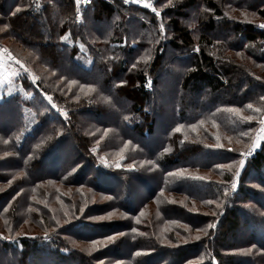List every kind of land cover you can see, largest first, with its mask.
<instances>
[{"label":"trees","instance_id":"16d2710c","mask_svg":"<svg viewBox=\"0 0 264 264\" xmlns=\"http://www.w3.org/2000/svg\"><path fill=\"white\" fill-rule=\"evenodd\" d=\"M69 2L73 3L72 0H65L61 9L57 6L60 11L46 17L44 10L52 5L44 0H0V49L3 50L1 44H5L4 41H14L20 49L32 54L31 59L49 73L48 77L53 74L51 79L41 77L33 84L27 75L21 73L17 75L14 84H19L21 90L38 93L43 99L46 98L45 92L58 99L63 98L64 94H59L65 91L63 86L56 85L54 94L51 91L58 79H72L81 86L99 83L110 91L116 82L115 75L120 77L126 71L125 60L119 63L115 73H111V68L109 70L106 64L115 52L114 46L118 51L126 52L124 42L112 38L100 47L97 40L99 34L92 33L93 29L76 26L73 22L67 12ZM160 2L163 4L160 17L163 16L166 20L165 26L171 39H167L164 31H158L154 35L150 29L148 37L153 41L158 40L161 45L158 44L156 48H162L164 52L170 46L177 53L176 64L189 69L184 74L181 85L182 91L193 96V99L190 100L188 96L186 102V96L182 99V108H178L181 110L178 112L179 120L190 123L207 117V147L191 145L177 133L170 137L168 131L171 130V125L164 130L167 134L164 145L170 149L158 150L156 145L147 153L155 159L158 175L163 172L165 176L160 175L158 180H143L142 185L149 192L147 191L148 196L140 205L135 206L130 199L121 204L129 220L118 224L126 225V229H118L121 226L114 229L115 224L99 229H85L88 225L83 223V219L75 224L65 222L60 226L55 222L52 227L54 229L49 234L44 233L35 238L9 237L8 242L0 239V264H41L42 261L44 264H264V133L259 129L264 116V30L257 28L258 21L264 22V0H155V9ZM197 5L204 6L206 10L208 8L211 13L207 14L204 10L199 13L200 30L195 42L189 30L180 26L179 20L185 16L186 10ZM93 7L99 18L104 14L121 21V27L126 29L123 40H128L129 46L134 37L131 36L133 27H139V24L141 26V22L144 23L148 17L154 23V16H157L135 7L122 8L109 0H95L83 13L90 14ZM143 29H148L146 22ZM62 37L66 39H61ZM141 40H145L143 36ZM139 42L145 49L150 48V45ZM136 47L137 45L130 46L127 53H131L132 48ZM12 57L14 58L13 55ZM161 61L162 55L157 54L154 60L144 66L141 63L135 70L134 77L129 79L137 81L139 86L132 88L137 95L132 100L131 116L125 127L131 139L139 142L142 148L145 147L143 142L150 139L155 126L159 124L148 104L149 93L145 89L148 79L143 71L149 69L153 74ZM254 66L259 69L254 70ZM123 91L124 88L118 87L113 93L116 97H125ZM33 96L34 94L25 100L31 102ZM0 97V119L5 122L7 114H4L2 108L23 97L20 92L9 95L0 93ZM78 103H82V100ZM30 104V107L23 105L19 120L5 123L3 128L0 125V136H3L4 142L8 141L14 146L13 138L18 141L20 131L25 128L29 117H25L28 112L23 109H31L33 105ZM248 104L253 107L248 108ZM73 106L74 102L72 108ZM233 108L238 109V112L229 111ZM257 108L260 109L259 112L254 111ZM249 116L252 117L251 120L244 119ZM40 122L35 132L38 137L34 133L27 141L23 140L21 147L26 149L22 157L35 158L41 155L47 148L43 145V141L47 139L50 141L49 146L55 145L58 139H66H57V132L51 134V130L45 131L43 118H40ZM258 131H261L262 137L253 150L252 145ZM40 134L43 140H38ZM217 144L221 146L217 147ZM51 150L53 149L49 147L48 151ZM8 151H11L9 147ZM5 152L0 149V155ZM13 152L11 151L14 156ZM249 152V155H243ZM240 160H244L242 168ZM13 161H16L15 158ZM220 165L225 167H219ZM99 169L106 171H100L94 177L95 186L104 184L103 187H107L111 183L110 178L116 179L115 173L108 171L111 169ZM196 169L210 175L207 181L205 178L196 179L191 173H184L185 170ZM238 170L240 174L237 177ZM42 176L44 175L39 174L37 179H43ZM11 177L2 175L0 178V198H7V201L14 198H11L10 186L15 182L9 184ZM233 182L237 185L235 189L232 188ZM139 189L138 187L137 191ZM162 190L166 194L180 196L183 200L185 198L193 206L191 209L186 204H172L165 198L158 207V213L165 221V229L161 233L158 231L157 235V220L154 219L153 212L145 213L143 209L146 203H152L158 195L162 196ZM109 191L119 197L117 191ZM27 201L29 198L24 204ZM4 203L2 207L7 205V202ZM28 204L34 203L29 201ZM15 210L7 212L6 219ZM47 218L53 220L50 215ZM47 218L44 217L43 220ZM17 220L20 226L21 219ZM42 222L38 221V224L41 225ZM244 228L250 231L247 239L242 237ZM254 229L258 234H255ZM113 230V235L120 233L116 240L118 243L101 247L90 255H85L69 243L70 238L83 241L105 238ZM161 234L165 237L162 238ZM197 235L199 240L196 239ZM126 242L129 243L128 248L123 246ZM116 251L121 254L115 253ZM15 253L19 255L18 259L14 258Z\"/></svg>","mask_w":264,"mask_h":264},{"label":"rangeland","instance_id":"374dc122","mask_svg":"<svg viewBox=\"0 0 264 264\" xmlns=\"http://www.w3.org/2000/svg\"><path fill=\"white\" fill-rule=\"evenodd\" d=\"M153 7L155 8V3H153ZM161 7H163V4L160 2L156 6V11H153L152 8L146 10L156 15L157 12L159 13V15L154 16V23L150 22L149 17L146 18L145 22L148 25V29L145 31L143 29L145 22H141L142 25L140 26L139 24V27L138 25L137 27H133L134 32L131 36L134 37L131 39L130 46L134 47L137 45V47L132 48L131 53H127V50L131 48L128 40H123L125 39L126 29L121 27V21L115 19V17L101 14L99 10L101 21H93L92 14L91 19L88 20L90 14H85L87 13L85 12L80 15V24H77L76 15L80 10L73 3L69 2L67 12L73 18V22L76 26L80 25L84 26V28H90V30L93 29L92 33L99 34V39L97 40H99L100 47L112 38L122 40L125 44L126 52L118 51V48L114 46L115 52L108 58L106 63L109 70L111 68L110 72L115 73L119 63L122 60L126 61L125 73L120 77L115 75L114 81L116 80V82H114L115 84L110 91L105 90L99 83L81 86L78 83H73L74 80L72 79H58L57 83L51 87L53 94L57 90L56 85L57 87L63 86L65 88V91L59 93L64 94L62 99H58L46 92V98L43 99V97L41 98L34 91L21 90L19 84H14L17 75L24 73L35 84L41 77L46 80L51 79L53 74L48 77L49 73H46L45 69L40 68L31 59L32 54L20 49L14 41H4L6 45L1 44L3 45V49H7V53L0 49V57L3 61V69L0 68V93L9 95L20 92L23 97L12 101L2 108L5 112L4 114H7V119L5 122L0 119L1 128L4 127L5 123L8 124L21 118V108L24 104L28 105V107H30V103L33 105L31 109L27 107L23 109L28 112L25 117H29L26 119L25 128L20 131L18 141H15L13 138L14 146L9 144L8 141L4 142L3 136H0V149L6 151L3 155H0V159L2 160L0 178L2 175L12 176L9 184L15 182L10 186L12 189L11 198H14L12 200L10 198V201H7V198H0V236L4 237L1 239L3 242H8L9 237L35 238L36 236L44 235V233L49 234L53 231L54 228L52 227L55 226V222L60 226L65 224V222L75 224V222L81 219H83L85 225H88L85 229L92 230L94 227L99 229L106 225L112 226V224H115L114 229L116 226H121L118 229H126V225L118 224L129 220V216L121 208V204H125L126 199H130L135 206L140 205L147 198V193L149 192L143 187V180H158L160 175H164L162 174L163 172L158 175L155 159L147 154L156 145L158 146V150L162 148L170 149V147H165L164 145V139L167 136L164 130L173 125L171 130L168 131L170 137L174 133H177L179 137L188 141L191 145L207 147V117L193 120L190 123L179 120L180 115L178 112L181 110H178V108H182L180 105V103H183L182 99L185 96L184 102H186L187 96L190 100L193 99V96H189V94L182 91L181 85L184 74L189 69L186 66L183 67V65L179 66L176 64L177 60L175 61V57L177 53L170 46H167L164 52V49L156 48L158 44L161 45L158 40L153 41L148 37V30L150 29L154 35L158 34V31H164L167 39H171L165 26L166 20L163 16L160 17ZM203 10L207 14L211 13L208 8L206 10L204 6L197 5L194 8L186 10L185 16L179 20L180 26L189 30L195 42L200 30L199 13ZM62 11L61 13H63ZM57 12L58 10L53 5L52 7H48L46 11L44 10L46 17ZM261 24H264V22L258 21L257 28L264 30V28L260 27ZM161 25H163V30H161ZM142 36L145 40H141ZM139 41H142L146 46L150 45V48L145 49ZM217 46H215V49ZM9 53L15 59L12 55V58H9ZM157 54L162 55V61L155 72L151 74V71L148 69L147 71L144 70L143 73H145L144 75L148 79L145 85V89L149 93L148 104L150 110L155 113L154 115H156L155 117L159 124L155 126L150 139L143 142L145 147L142 148L139 142L131 139L132 137L125 127L127 120L131 116L130 106L132 105V100L136 99L137 95L136 90H132V88L135 85L139 86L137 81L129 79L134 77V72L141 63L144 66L146 63L152 61V59L154 60ZM226 54L229 55V53ZM235 55L240 56L239 53H235ZM231 56L236 59L234 55ZM254 67V70L259 69L257 66ZM262 75H264V71ZM86 86H91L94 90L89 91ZM118 87L120 89L124 88L123 94L125 97L115 96L113 91L115 92ZM98 90L104 93H100ZM31 93L34 94L32 101L25 100L32 95ZM47 97L52 98L51 103ZM80 100H82V103H78ZM72 102H74L73 108ZM63 113H66L67 116ZM32 116L39 119H34ZM40 118L45 120V131L51 130V134L57 132V139L58 137H66V139L64 141L61 140L62 138L58 139L55 145L51 144L50 146V143H48L50 141L47 139L43 141L44 148H47L44 149L41 155L39 154L35 158L34 156L22 157L25 155L26 149V147H21L23 140L27 141L38 130L41 124ZM261 121H264V116ZM177 127H180V131L175 130ZM260 128H264V124L261 122ZM256 133L255 142L259 144L262 133L261 131ZM35 136H37V133H35ZM41 136L42 134H40L38 140L41 139ZM6 145H8L12 152L14 151V156L11 151H8ZM49 147L53 150L48 151ZM13 158L16 161H13ZM99 167H104L107 170L111 169L108 171L113 174L115 173L116 179L110 178L111 183L107 187H103L104 184L102 186L97 185L99 188L95 186L94 177H97L101 173L100 171H106L100 170ZM184 173L203 177L206 181L207 177H210L206 171L198 169L185 170ZM39 174L44 175L42 176L43 179H37ZM7 184L5 185L7 186ZM138 187L140 188L139 191H137ZM109 189L117 191L119 197L111 194ZM160 193L162 196L158 195L152 203H146L143 209L145 213L153 212V217L157 220V235L158 231L161 233L165 229V221L158 213V207L163 204L165 198L170 203L186 204L191 209L193 206L192 203L186 202L185 198L183 200L180 196L166 194L163 190ZM27 198L34 204H28L29 201L24 204ZM4 202H7V205L2 207ZM78 203H81V205L78 206ZM12 208L13 211L16 209L15 213L8 217L9 219H6V213L9 211L13 212ZM70 211L72 213H69ZM32 215L38 218H34ZM49 215L53 220L47 218ZM44 217L47 220H43ZM17 219H21L20 226ZM45 220L50 222L47 223ZM38 221L43 222L39 225ZM17 225L18 227H16ZM57 228L60 229V227ZM254 230L255 234H258L257 230ZM242 231V237L247 239L250 236V231L248 228H244ZM113 233L114 230L109 232L105 238L94 239L93 241L100 242L96 245H93V241L75 240L73 238L69 239V243L74 248L81 250L85 255H90L97 252L101 247L104 248L109 246V244H117L118 241L116 240L120 236V233L115 235ZM129 235L132 234L130 233ZM110 236H114L115 239L109 241L108 237ZM161 236L162 238L165 237L164 234H161ZM161 242H163V239H161ZM123 246L128 248L129 243L126 242ZM115 253L121 254L118 251ZM14 258L18 259L19 255L15 253ZM41 264H44V261Z\"/></svg>","mask_w":264,"mask_h":264},{"label":"snow or ice","instance_id":"6c2138e0","mask_svg":"<svg viewBox=\"0 0 264 264\" xmlns=\"http://www.w3.org/2000/svg\"><path fill=\"white\" fill-rule=\"evenodd\" d=\"M82 2L86 4V3L89 2V0H76V4H77L78 6H79ZM124 2H125V3H129L130 0H124ZM131 2H135V3L143 4L145 7H150V8H152L153 11H156V9L153 7V5H152V3H151V0H131ZM169 2H171V0H169ZM17 11H19V9H17ZM157 15H159L158 12H157ZM260 27H261V28H264V24H261ZM161 30H163V25H161ZM61 39H66V38H65V37H62ZM2 51L5 52V53H7V49H3ZM8 55H9V58H12L10 53H9ZM17 63H19V61H17ZM25 70L27 71V69H25ZM34 79H35V78H34ZM73 83H76V82L73 81ZM149 86H150V82H149ZM86 87H88L89 91H93V90H94L91 86H86ZM47 99H48V101L51 103L52 98H51V97H47ZM53 107H55V105H53ZM247 107L251 109L253 106H252L251 104H248ZM229 111H232V112H238V109L233 108V109H229ZM254 111L259 112L260 109L257 108V109H254ZM63 114H64L65 116H67L66 113H63ZM125 119H127V117H125ZM244 119L251 120L252 117H250V116H249V117H244ZM201 123H202V122H201ZM261 123L264 124V121H261ZM175 130H176V131H180V127H177ZM262 132H264V129H262ZM216 146H217V147H220L221 145L217 144ZM257 146H258V142L253 143V145H252V149L254 150ZM249 154H250V152H249V153H245V154H243V155H249ZM239 164H240V167L242 168V167L244 166V160H240ZM118 166H119V165H118ZM219 167H225V165H220ZM236 176H237V177L239 176V170L236 172ZM196 179H201V180H202V179H204V178H203V177H196ZM236 187H237L236 183L233 182V184H232V188L235 189ZM207 203H212V201H207ZM141 214L143 215V213H141ZM214 226H215V225H209V227H214ZM133 231H135V229H133ZM205 234H206V233H205ZM3 238H4V237L0 236V239H3ZM114 239H115L114 236H110V237H108V240H109V241L114 240ZM196 239H197V240L200 239L199 235L196 236ZM92 243H93V245H96V244H98V243H100V242H99V241H93ZM137 254L139 255V253H137Z\"/></svg>","mask_w":264,"mask_h":264},{"label":"built area","instance_id":"2783aa9c","mask_svg":"<svg viewBox=\"0 0 264 264\" xmlns=\"http://www.w3.org/2000/svg\"><path fill=\"white\" fill-rule=\"evenodd\" d=\"M73 1V4L74 6L80 10V12L76 15V23H80L81 22V17L80 15L88 8L90 7L93 2L95 0H89L88 3H81L79 6L76 4V0H72ZM111 2H114L116 4H119L122 8H131V7H135V8H139V9H143V10H148L150 7H145L143 4H140V3H135V2H130L129 3H125L124 0H109ZM151 3L153 5V3H155V0H151Z\"/></svg>","mask_w":264,"mask_h":264},{"label":"crops","instance_id":"0c3cea01","mask_svg":"<svg viewBox=\"0 0 264 264\" xmlns=\"http://www.w3.org/2000/svg\"><path fill=\"white\" fill-rule=\"evenodd\" d=\"M44 1H45V2H48V3H50V4H52L53 7H54L56 10H58V11H60L61 6L65 3V0H44ZM57 6H60V9H59V7L57 8ZM95 9H96V8L93 7V9L90 10V16L88 17V20L91 19V14H92V19H93V21H95V22L98 21V22H99V21H101L102 19H100V18L98 17V15H97ZM94 17H95L96 19H95ZM0 59H1V57H0ZM0 68L3 69V61H2V59L0 60ZM1 69H0V70H1Z\"/></svg>","mask_w":264,"mask_h":264}]
</instances>
